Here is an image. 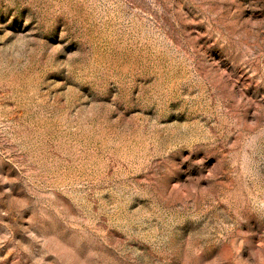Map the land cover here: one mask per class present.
Wrapping results in <instances>:
<instances>
[{"label": "rangeland", "instance_id": "374dc122", "mask_svg": "<svg viewBox=\"0 0 264 264\" xmlns=\"http://www.w3.org/2000/svg\"><path fill=\"white\" fill-rule=\"evenodd\" d=\"M0 264H264V0H0Z\"/></svg>", "mask_w": 264, "mask_h": 264}]
</instances>
